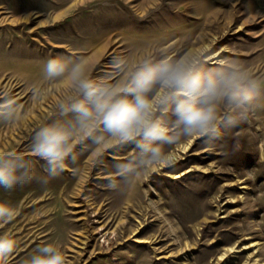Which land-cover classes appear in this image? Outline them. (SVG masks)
Here are the masks:
<instances>
[{"label": "rangeland", "instance_id": "1", "mask_svg": "<svg viewBox=\"0 0 264 264\" xmlns=\"http://www.w3.org/2000/svg\"><path fill=\"white\" fill-rule=\"evenodd\" d=\"M181 53L237 61L264 81V0H0V94L24 107L20 121L0 123V151L26 153L68 93L43 80L49 58L84 54L99 74L111 72L113 56ZM34 84L47 90L39 102ZM172 152L171 165L125 192L106 179L130 155L120 149L99 165L82 155L77 172L47 186L0 189L15 209L0 223L17 242L8 264L46 243L60 245L68 264H215L221 254L218 264H264V99L211 146L195 139Z\"/></svg>", "mask_w": 264, "mask_h": 264}, {"label": "clouds", "instance_id": "2", "mask_svg": "<svg viewBox=\"0 0 264 264\" xmlns=\"http://www.w3.org/2000/svg\"><path fill=\"white\" fill-rule=\"evenodd\" d=\"M111 72H100L84 54L57 55L43 66V80L67 84L54 116L31 137L29 150L0 151V189L12 191L36 182L47 186L71 168L79 170L84 154L97 165L105 153H130L116 160L107 187L125 192L153 170L173 162L174 146L202 140L211 146L226 131L248 119L264 99V81L237 61L206 63L199 55L146 57L130 62L110 58ZM46 89L33 85L34 102ZM24 107L11 94H0V123H15ZM15 209L0 202V223ZM17 242L0 234V264L16 251ZM23 264H68L61 246L46 243Z\"/></svg>", "mask_w": 264, "mask_h": 264}, {"label": "bare ground", "instance_id": "3", "mask_svg": "<svg viewBox=\"0 0 264 264\" xmlns=\"http://www.w3.org/2000/svg\"><path fill=\"white\" fill-rule=\"evenodd\" d=\"M96 53V52H95ZM214 58V57H213ZM1 86V85H0ZM182 149H185L186 148V146H180ZM175 176V175H174ZM140 231L138 230V229H135L134 230V236L136 235V234H138ZM137 242H148L147 240H143V239H139V238H136L135 239ZM250 245V244H249ZM252 245V244H251ZM247 247V246H246ZM229 249V251L230 252H232L233 251V247H229L228 248ZM225 258H227V255L226 254H221L218 258H216L217 259V261H216V263L215 264H218L221 260H224ZM215 259V258H214ZM214 263V262H213ZM207 264H209V262L207 263Z\"/></svg>", "mask_w": 264, "mask_h": 264}]
</instances>
